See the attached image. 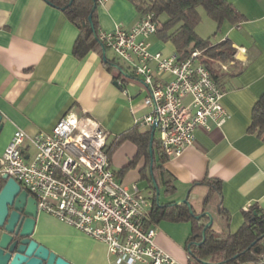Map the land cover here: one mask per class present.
I'll use <instances>...</instances> for the list:
<instances>
[{"label": "crops", "instance_id": "1", "mask_svg": "<svg viewBox=\"0 0 264 264\" xmlns=\"http://www.w3.org/2000/svg\"><path fill=\"white\" fill-rule=\"evenodd\" d=\"M230 1L245 18L238 23L225 21L220 29L214 21L213 41L228 39L234 48L233 58H210L225 90L222 100L230 116L222 126L210 120L211 129L198 128L193 143L164 162L175 188L167 191L172 198L163 202L188 196L197 213L210 209L216 215L215 208L208 207L215 199L218 217L212 228L223 235L241 227L244 210L251 204L264 211V140L257 128H251L253 106L264 93V0ZM97 10L99 30H111L117 23L132 27L142 17L131 0H108L98 4ZM78 34L79 27L46 0H0V156L17 128L31 134L51 131L68 111L89 112L106 127L110 143L115 135L132 128L136 117L151 110L142 102L130 105L141 92L145 91L143 98L147 94L143 86L130 91L125 78L130 75H123L113 64L108 67L96 51L82 57L74 54ZM149 40L152 51H175L172 41H164L156 33ZM106 54L116 57L115 53L112 57ZM144 129L149 128L144 125ZM137 152L130 139L118 145L111 156L115 172ZM145 165L141 156L119 180L128 186L139 185ZM205 178L221 182L219 186L198 182ZM220 206L226 215L220 213ZM181 223L189 227H181ZM56 225L62 230H56ZM155 225L156 240L173 255L174 264H189L186 244L191 222L164 218ZM33 237L75 264H115L104 242L43 211H39Z\"/></svg>", "mask_w": 264, "mask_h": 264}, {"label": "built area", "instance_id": "2", "mask_svg": "<svg viewBox=\"0 0 264 264\" xmlns=\"http://www.w3.org/2000/svg\"><path fill=\"white\" fill-rule=\"evenodd\" d=\"M161 23L149 11L132 27L117 23L100 30L99 38L142 78L147 91L142 105L151 110L136 122L151 129L157 120L160 149L171 158L193 143L198 128L211 129L210 120L222 126L230 113L222 100L225 90L203 62L201 50L181 59L176 51L150 49L149 37ZM108 136L87 111L66 112L47 132L17 128L0 156V175L16 179L36 199L39 211L104 242L115 264H174L173 255L156 240L152 198L136 182L128 186L119 180ZM258 261L264 263V253Z\"/></svg>", "mask_w": 264, "mask_h": 264}, {"label": "trees", "instance_id": "3", "mask_svg": "<svg viewBox=\"0 0 264 264\" xmlns=\"http://www.w3.org/2000/svg\"><path fill=\"white\" fill-rule=\"evenodd\" d=\"M53 6L61 9L67 17L79 27V34L75 40L73 52L82 57L89 51L98 52L103 57V50L108 47L99 38L98 2L97 0H46ZM136 8L144 14L153 11L159 17L164 15L161 26L156 34L164 41H172L175 51L181 59H185L190 53L199 49L202 51V60L210 69L217 81L214 67L210 58L230 60L233 58L234 48L229 40L213 41V36H201L196 27L202 19L199 7L205 8L207 15L217 23L220 29L223 22L238 23L245 15L230 0H131ZM96 7L93 9V7ZM92 18L89 19V15ZM108 67L112 64H120L117 56L110 58L106 54L103 57ZM129 75H136L134 69L126 70ZM131 71V72H130ZM120 76H122L120 74ZM137 76V75H136ZM218 85L222 87L219 83ZM252 129L257 128V133L264 140V93L256 100L252 110ZM151 129H144L141 121L121 134L115 135L112 142H108V152L112 156L114 150L124 140L130 139L137 147L136 156L119 171L117 176L124 175L131 167L135 166L141 156L146 159V165L142 169V177L147 179L152 192L153 209L150 213V221L158 222L167 218L173 221H190L191 230L187 237L186 248L189 253V264H228L242 261H258L264 253V211L256 204H251L244 210L245 221L241 227L233 233L223 235L215 231L212 225L207 227L205 239L203 231L209 220L208 216L197 218V212L193 211L186 203L176 204L175 201H157L155 183L165 186L169 191L175 188L172 174L164 167V162L169 159L160 149L159 141L153 139V155L150 154ZM199 183L214 184L219 186L220 179L205 178ZM4 183L0 179V189ZM207 200V198H206ZM204 211V210H203ZM220 213L226 215V210L220 206Z\"/></svg>", "mask_w": 264, "mask_h": 264}, {"label": "water", "instance_id": "4", "mask_svg": "<svg viewBox=\"0 0 264 264\" xmlns=\"http://www.w3.org/2000/svg\"><path fill=\"white\" fill-rule=\"evenodd\" d=\"M95 7L96 5L93 9ZM91 18L90 14L89 19ZM103 52V57L106 58V49ZM113 65L123 75H129L119 64L114 63ZM114 83L118 85V79ZM1 119L2 115L0 114V130L3 127ZM156 124L157 120L154 121L150 130L151 156L153 155ZM0 179L4 180L0 189V264H75L33 237L39 216L36 199L8 174L0 175ZM154 186L156 187L157 201H160V190L155 180ZM175 203H186L193 211L188 196L176 200ZM205 215L209 217V220L204 227L203 239H205L206 228L213 224V215L207 210L196 214L197 218Z\"/></svg>", "mask_w": 264, "mask_h": 264}, {"label": "rangeland", "instance_id": "5", "mask_svg": "<svg viewBox=\"0 0 264 264\" xmlns=\"http://www.w3.org/2000/svg\"><path fill=\"white\" fill-rule=\"evenodd\" d=\"M199 9H200V12H201V15H202V19H201L200 23L198 24L196 30H197V32H198L200 35H202V36H204V37L209 36V35H212V34L216 31L215 29H213V27H214V25H215V22H214L213 19H211V18L207 15V12H206V10H205L204 7L200 6ZM160 19H161V20L164 19V15L160 16ZM107 52H108V54H109L111 57L114 56V53H115V52H114L111 48H108V49H107ZM115 55L117 56L118 60H119V61H120V62H121V63H122V64H123L128 70H131V71H132V69H133V64H132V63H129L128 61H126V60L120 58L117 54H115ZM131 71H130V72H131ZM125 78H126V80L128 81V82H127V85H128V87H129L130 91L133 90V89H136V87L141 88V87L144 85V84H143V81H142V78L139 77V76H136V75H130V76L125 77ZM144 94H145V91L141 92L140 95H139L134 101H131L130 105H131V106H134V105H137V104L141 103L142 100H143V96H144ZM145 111H146V109H143V110H142V114L145 113ZM157 135H158V133L156 132V137H157ZM148 185H149V183H148L147 179H145V178H142V179L139 181V186H140V188L142 189V192H143L145 195L150 196L152 193H151V191H150L151 189H150V187H149ZM159 190H160L159 198H160V201H161V202H163V201H165V200H168L169 198H172V193L167 192V191H168V188H166L165 186H161V187L159 188ZM208 207L215 208L214 211H216V215H214V213H213L210 209H209V210L207 209V211H210V212L212 213V215H213V221H214V218L218 217V215H217V211H218V203L216 202L215 199H213V200H211V201L209 202ZM195 208H196V207H195ZM196 210L198 211V209H196ZM43 212H45V211H43ZM46 213H47V212H46ZM48 214H50V213H48ZM51 215H53V214H51ZM53 216H55V215H53ZM55 217H56L58 220H60L62 223H66V222L62 221L60 218H58L57 216H55ZM216 220H217V218H216ZM66 224L68 225V223H66ZM69 225H70V224H69ZM180 225H181V227H182V225H185L186 227L188 226V224H185V223H181ZM216 225H217V223H216ZM181 227H180V229L182 230ZM188 227H189V226H188ZM55 229L58 230V231H61V230H62L61 227H60L59 225H56Z\"/></svg>", "mask_w": 264, "mask_h": 264}]
</instances>
